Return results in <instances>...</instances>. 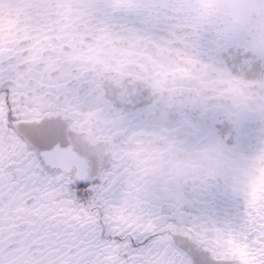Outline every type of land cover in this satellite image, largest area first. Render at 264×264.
Segmentation results:
<instances>
[{"label": "snow or ice", "instance_id": "6c2138e0", "mask_svg": "<svg viewBox=\"0 0 264 264\" xmlns=\"http://www.w3.org/2000/svg\"><path fill=\"white\" fill-rule=\"evenodd\" d=\"M140 89L162 122L186 105L235 115L209 103L222 82L180 70L40 94L19 92L0 73V264H264V154L240 172L211 156L178 158L175 129L125 127ZM220 178L240 197L236 217L165 214L146 197L161 182Z\"/></svg>", "mask_w": 264, "mask_h": 264}, {"label": "flooded vegetation", "instance_id": "af4514ba", "mask_svg": "<svg viewBox=\"0 0 264 264\" xmlns=\"http://www.w3.org/2000/svg\"><path fill=\"white\" fill-rule=\"evenodd\" d=\"M171 2L0 0V73L7 69L16 90L29 94L62 91L70 83L86 90L111 74L143 82L162 74L171 77L177 70L213 84L227 77L253 95L264 91V76L239 74L224 59L234 45L264 48L248 43L242 33L220 42L210 32L195 31L171 14ZM137 95L139 100L124 108L125 127L175 129L184 146L210 138L243 154L261 132L258 119L237 121L224 111L193 105L170 111L162 122L147 111L151 103L147 90L140 89ZM146 197L165 214L177 211L229 219L241 211L240 197L223 178L210 184L161 182L149 187Z\"/></svg>", "mask_w": 264, "mask_h": 264}, {"label": "clouds", "instance_id": "9594fccd", "mask_svg": "<svg viewBox=\"0 0 264 264\" xmlns=\"http://www.w3.org/2000/svg\"><path fill=\"white\" fill-rule=\"evenodd\" d=\"M169 11L173 16L184 20L191 29L210 32L217 41H230L242 33L248 43L264 48V0H172ZM221 82L225 89L222 93H209L213 97L209 103L230 106L235 111L232 118L237 121L245 118L258 119L261 132L254 145L240 154L235 150L222 148L210 138H204L192 146L180 144L177 155L178 158L190 154L211 156L225 172H240L251 161H258L264 154V91L253 95L227 77H222ZM257 167H261V164L257 163Z\"/></svg>", "mask_w": 264, "mask_h": 264}, {"label": "water", "instance_id": "95a60500", "mask_svg": "<svg viewBox=\"0 0 264 264\" xmlns=\"http://www.w3.org/2000/svg\"><path fill=\"white\" fill-rule=\"evenodd\" d=\"M232 54V53H230ZM241 57H246V66L244 69L240 67V62L232 63L238 70L245 72L252 71L254 69L260 71L264 70V52H254L248 49H244V54H240Z\"/></svg>", "mask_w": 264, "mask_h": 264}]
</instances>
